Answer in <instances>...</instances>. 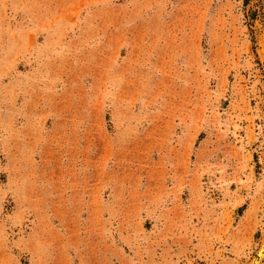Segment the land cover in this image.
<instances>
[{
	"label": "rangeland",
	"instance_id": "rangeland-1",
	"mask_svg": "<svg viewBox=\"0 0 264 264\" xmlns=\"http://www.w3.org/2000/svg\"><path fill=\"white\" fill-rule=\"evenodd\" d=\"M0 264H264V0H0Z\"/></svg>",
	"mask_w": 264,
	"mask_h": 264
},
{
	"label": "bare ground",
	"instance_id": "bare-ground-1",
	"mask_svg": "<svg viewBox=\"0 0 264 264\" xmlns=\"http://www.w3.org/2000/svg\"><path fill=\"white\" fill-rule=\"evenodd\" d=\"M260 249H262V248H260ZM259 251H260V250H259ZM261 254H262V251L259 252V257H260Z\"/></svg>",
	"mask_w": 264,
	"mask_h": 264
}]
</instances>
